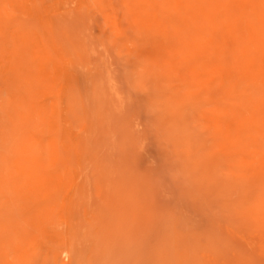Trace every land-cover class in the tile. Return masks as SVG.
I'll return each mask as SVG.
<instances>
[{
  "label": "rangeland",
  "instance_id": "374dc122",
  "mask_svg": "<svg viewBox=\"0 0 264 264\" xmlns=\"http://www.w3.org/2000/svg\"><path fill=\"white\" fill-rule=\"evenodd\" d=\"M139 1L0 0V264H264V0Z\"/></svg>",
  "mask_w": 264,
  "mask_h": 264
},
{
  "label": "bare ground",
  "instance_id": "6f19581e",
  "mask_svg": "<svg viewBox=\"0 0 264 264\" xmlns=\"http://www.w3.org/2000/svg\"><path fill=\"white\" fill-rule=\"evenodd\" d=\"M135 1H139V0H135ZM157 1H160V0H157ZM176 1H182V0H176ZM223 1H224V0H223ZM230 1H231V0H230ZM249 1H251V0H248V2H249ZM139 2H140V1H139ZM141 2H142V0H141ZM143 2H146V3H148V4L150 3V5H151V1H150V0H143ZM165 2H166V1H165ZM168 2H171V1H168ZM172 2H173L172 4H174V6H175V3H174L173 0H172ZM195 2H197V1H195ZM248 2H247V0H246V2H244L245 6H247L246 3H248ZM255 2H257V1H255ZM255 2L253 3V1H252V3H253L254 5H256ZM126 3H127V2H126ZM153 3H156V2L154 1ZM153 3H152V6H153L152 9H153V10H154V8L157 9V10H155L154 12L152 11L153 14H154L156 11H158V8H159L158 6L160 5L161 2H160V3L158 2L159 4H155V5H158V6H156V7H154V4H153ZM198 3H199V2H198ZM100 4H101V3H100ZM164 4H165V3H164ZM168 4H169V3H168ZM177 4H178V3H177ZM181 4H182V2H181ZM181 4H178V6H176L177 8H175V9H176L175 12H180V11H181L180 14H181V13L184 14V9H182L183 7H180ZM183 5H184V4H183ZM183 5H182V6H183ZM198 5H199V4H198ZM212 5H213V4H212ZM170 6H171V5H170ZM239 6H240V5H239ZM245 6H243V7H245ZM107 7H108V6H107ZM212 7H213V6H212ZM253 7L255 8L256 6H253ZM111 8H112V7H111ZM127 8H128V7H127ZM149 8H150V7H149ZM163 8H164V7H163ZM163 8H162V9H163ZM166 8L168 9L167 5H166ZM172 8H173V6H172ZM213 8H214V7H213ZM256 8H257V7H256ZM114 9H115V7H114ZM152 9H151V10H152ZM160 9H161V8H160ZM251 9H252V8H251ZM206 10H208V9H206ZM213 10H215V9H213ZM247 10L249 11L248 8H247ZM256 10H257V9H256ZM256 10H255V11H256ZM258 10H259V9H258ZM143 11H144V9H143ZM159 11H161V10H159ZM159 11L156 12V13L158 14ZM208 11H210V10H208ZM250 11H251V10H250ZM250 11H249V12H250ZM139 12H140V11H139ZM204 12H205V11H204ZM213 12H214V11H213ZM249 12H247V13L245 14L246 17H248V16L252 13V11H251L250 14H249ZM142 13H144V12H142ZM156 13H155V15H156ZM160 13H162V12H160ZM243 13H244V12H243ZM243 13H242V14H243ZM153 14H152V15H153ZM163 14H164V13H163ZM182 14H181V15H182ZM196 14H197V13H196ZM242 14H241V16H242ZM133 15H134V16H133V24H135V23H137V21H136L137 19H136V18L138 17L137 10L134 9ZM143 15H144V14H143ZM165 15H166V14H165ZM172 15H173V14H172ZM214 15H216V14L214 13ZM247 15H248V16H247ZM251 15H252L251 18L253 17V18H255V20H256V17H255V16H256V12H255V13H252ZM253 15H255V16H253ZM153 16H154V15H153ZM159 16H161V15H159ZM159 16L157 15V17H159ZM166 16H168V15H166ZM174 16H175V15H174ZM174 16L171 17V15H170V17H171L172 19H173ZM205 16H207V15H205ZM219 16H220V15H219ZM233 16H234V15H233ZM203 17H204V16H203ZM217 17H218V16H217ZM246 17H244V18H246ZM249 17H250V16H249ZM249 17H248V18H249ZM102 18H103V17H102ZM154 18H156V17H154ZM159 18H161V17H159ZM159 18H156L155 20H157V21H158V20H163V19H159ZM167 18H169V17H167ZM171 18H169V19H171ZM205 18H206V17H205ZM205 18H204V19H205ZM229 18H230V17H229ZM241 18H242V17H241ZM251 18H250V20H251ZM172 19H171V20H172ZM207 19H208V18H207ZM213 19H214V18H213ZM227 19H228V18H227ZM165 20H166V18H165ZM243 20H245V19H243ZM250 20H249V21H250ZM176 21H177V20H176ZM176 21H175V22H176ZM209 21H210V20H209ZM218 21H219V20H218ZM253 21H254V19L251 20V22H253ZM260 21H261V20H260ZM263 21H264V20H263ZM164 22H165V21H164ZM168 22H169V21H168ZM170 22H171V21H170ZM170 22H169L170 25H171L172 23H175V22H174V19H173V21H172L171 23H170ZM211 22H212V21H211ZM224 22H225V20H224ZM226 22H227V21H226ZM229 22H230V21H229ZM235 22H238V21H235ZM243 22H244V21H243ZM157 23H158V22H157ZM180 23H181V22H180ZM244 23H248V21L246 20V22H244ZM152 24H153V22H152ZM166 24H167V23H166ZM169 24H168V25H169ZM176 24H178V23H176ZM176 24H175V25H176ZM192 24H193V22H192ZM234 24H235V23H234ZM249 24H250V23H249ZM172 25H173V24H172ZM179 25H180V24H179ZM208 25H210V24H208ZM235 25H236V24H235ZM253 25H255V21H254ZM133 26H134V25H133ZM185 26H186V25H185ZM190 26H191V25H190ZM134 27H135V26H134ZM192 27H194V26L192 25ZM232 27H233V26H232ZM232 27H231V28H232ZM167 28H168V27H167ZM169 28H170V27H169ZM233 28H234V27H233ZM167 30L171 31L170 29H167ZM167 30H166V31H167ZM234 30H235V29H234ZM161 31H162V30H161ZM217 31L219 32V30H217ZM223 32H224V30H223ZM229 33H230V32H229ZM229 33L227 34V37L230 36ZM231 34H233V32H231ZM165 35H166V34H165ZM233 35H234V34H233ZM233 35H231L232 38L234 37ZM155 36H156V35H155ZM164 37H165V36H164ZM169 37H170V36H169ZM197 37H198V36H197ZM155 38H156V37H155ZM151 39H152V38H151ZM182 39H183V38H182ZM202 39H203V37H202ZM142 40H143V39H142ZM142 40H141V41H142ZM163 40H165V38H164ZM166 40H168V39H166ZM166 40H165V41H166ZM203 40H204V39H203ZM139 41H140V40H139ZM165 41H164V42H165ZM218 41H219V40H218ZM137 42H138V41H137ZM142 42H143V41H142ZM145 42H146V41H145ZM195 42H196V41H195ZM179 43H180V42H179ZM186 43H188V42H186ZM193 43H194V42H193ZM183 44H184V43H183ZM189 44H190V43H189ZM220 44H221V47H222L225 51H227V53H230V54H227V56H229V55H231V53L233 52V51H232V48H233L234 44H236V43H233L231 37H229L228 39L226 38V41H225V42L221 41ZM263 44H264V43H263ZM165 45H166V44H165ZM199 45H200V44H199ZM145 46H146V45H145ZM202 46H203V45H202ZM202 46H201V47H202ZM236 46H237V45H236ZM243 46H244V45H243ZM248 46H249V45H248ZM261 46L264 47L263 45H261ZM146 47H148V45H147ZM180 47H181V46H180ZM204 47H205V46H204ZM221 47H220V48H221ZM185 48H186V47H185ZM192 48H193V47H192ZM235 48H237V47H235ZM256 48H259V47H256ZM145 49H146V48H145ZM187 49H188V48H187ZM199 49H200V48H199ZM211 49H212V48H211ZM217 49H219V48H216V50H217ZM253 49H254V48H253ZM260 49H261V48L257 49V51H255L256 49H254L255 54L258 53V52L260 51ZM47 50H48V49H47ZM147 50H148V49H147ZM157 50H158V49H157ZM258 50H259V51H258ZM154 51H155V50H154ZM154 51H153V52H154ZM173 51H175V50H173ZM186 51H187V50H186ZM246 51H247V50H246ZM248 51H249V49H248ZM251 51H252V48H251ZM157 52H158V55H159V56H160V54H162V53L159 52V51H157ZM223 52H224V51H223ZM263 52H264L263 50H262V52H260V53L262 54V56H263ZM149 53H150V52H149ZM151 53H152V52H151ZM151 53H150V54H151ZM250 53H251V52H250ZM164 54H165V53H164ZM209 54H210V53H209ZM156 55H157V53H156ZM201 55H202V54H201ZM205 55H206V56H203V57H205V59L202 57V58H203V59H202L203 61H206V59H207L208 56H209L208 54H205ZM207 55H208V56H207ZM224 55H225V54H224ZM256 55H257V54H256ZM165 56H166V55H165ZM210 56H211V55H210ZM220 56H221V55H220ZM160 57H164V56L162 55V56H160ZM200 57H201V56H199V58H200ZM217 57H218V56H217ZM167 58H168V57H166V59H167ZM172 58H173V57H172ZM199 58H198V57H195V60L193 59V60H189V61H188V59H187V61H188L187 63H188V65L190 64L189 66L191 67L190 69H188V72H189V70H190L191 75H188V76H187V74H186V77H185V75H183V77H184V79H185L184 81H186V78L188 79L189 77H190L189 79H191V80H193V81H196V80L198 79L199 82H197V83L194 82V83H195L196 85H197L198 83H200L202 87H200V86H199L200 84H199L198 87L196 86L197 88H199V89H197V90L200 91L201 89H203V91H204L206 94H208V93H211L210 91H211L213 85L211 84L212 81H210V80L207 81V80H205L206 78L203 80V78H204L203 76L206 75V74L204 73L205 70L203 69V67H206L207 64H205V65L203 66V65H202V62H203V61H202V60H201L202 62H200V64H199L198 62H196L197 59H198V61H200ZM212 58H214V57H212ZM212 58L210 59V57H209L207 60H212ZM222 58H223V57H221V59H222ZM224 58H225V57H224ZM226 58H228V57H226ZM48 59H49V57H48ZM218 59H219V57H218L216 60L219 61V63H221V62H220L221 59H220V60H218ZM256 59H257V57H256ZM169 60H171V58H170ZM214 60H215V58H214ZM216 60H215V61H216ZM224 60H225V59H222V61H224ZM254 60H255V58H254ZM254 60H252V62H253ZM217 61H216V62H217ZM227 61H228V60H227ZM147 62H149V61H147ZM177 62H178V59H177ZM177 62H175V60H174V63H177ZM195 62H196L197 65H198V64H199V65L197 66V65L195 64ZM178 63H179V62H178ZM181 63L183 64L182 61H180V64H181ZM242 63H243V62H242ZM171 64H172V62H171V63L168 62V66H169V67H171ZM180 64H178V65L180 66ZM184 64H185V62H184ZM221 64H222V63H221ZM176 65H177V64H176ZM178 65H177V66H178ZM188 65H187V66H188ZM208 65H209V64H208ZM236 65H237V64H236ZM236 65H235V67H236ZM250 65H251V63H250ZM252 65H253V63H252ZM153 66H154V65H153ZM168 66H167V67H168ZM182 66H183V65H182ZM182 66H181V67H182ZM196 66H197V68H196L195 70L199 69V71H200L201 74L203 75V76H201V77H202V80L200 79V75H198V73H199L198 70H197L196 72L193 70ZM238 66H239V65H238ZM241 67H243V66H241ZM163 68H164V67H163ZM165 68H166V67H165ZM184 68H186V67L184 66ZM223 68H224V67H223ZM160 69H161V68H160ZM191 69H192V70H191ZM206 69H207V68H206ZM208 69H209V68H208ZM227 69H228V68H227ZM151 70H152V69H151ZM170 70H171V69L169 68V71H170ZM203 70H204V71H203ZM209 70H210V69H209ZM192 71H194V72H192ZM180 72H181L182 74H184L185 72L187 73V71H185V69H184L183 71L181 70ZM190 72H189L188 74H190ZM197 72H198V73H197ZM259 72H260V71H259ZM165 73H166V72H165ZM193 73H194V74L197 73L196 78H195V76H194ZM182 74H181V75H182ZM192 74H193V75H192ZM199 74H200V73H199ZM209 74H210V73H209ZM216 74H217V73H216ZM152 76H153V75H152ZM210 76H211V74H210ZM153 77H154V76H153ZM179 77H180V76H179ZM206 77H207V76H206ZM194 78H195V79H194ZM208 78H209V77H208ZM260 78H261V77H260ZM179 79H180V78H179ZM181 79H182V78H181ZM154 82H155V81H153V84H154ZM188 82H189V80H188ZM184 84H185V83H184ZM191 84H193V82H192ZM195 84H194V86H195ZM158 85H159V84H158ZM187 85H188V84H187ZM154 86H155V85H154ZM156 86H157V84H156ZM160 86H161V85H160ZM185 86H186V85H185ZM189 86H190V84H189ZM192 86H193V85H192ZM183 87H184V86H183ZM220 87H221V86H220ZM223 87H224V86H223ZM200 88H201V89H200ZM213 88H215V86H214ZM155 89H156V88H155ZM170 89H171V88H170ZM170 89H168V91H169ZM189 89H191V92H192L193 87H190ZM189 89H188V90H189ZM215 89H216V88H215ZM186 90H187V89H186ZM218 90H219V89H218ZM159 91H160V90H159ZM168 91L166 90V92H168ZM177 91H178V90H176V91H174V92L176 93ZM198 91H197V92H198ZM213 91H214V94H215V90H214V89H213ZM213 91H212V92H213ZM216 91H217V90H216ZM223 91H224V90H222V92H223ZM229 91H230V90H229ZM229 91H228V94H229ZM145 92H146V90H145ZM162 92H164V91H162ZM147 93H149V92H147ZM155 93H156V91H155ZM155 93H154V94H155ZM157 93H158V91H157ZM157 93H156V94H157ZM175 93H174V95H175ZM231 93H232V92H231ZM152 94H153V92H152ZM154 94H153V95H154ZM168 94H169V95H173V92H172V93H169V92H168ZM177 94H178V93H177ZM198 94L200 95L199 92H198ZM198 94H196V92H195V88H194V92L189 93V95H187L186 97H187V99H189V100H192V99H193V101H194V100L196 99V97H197ZM214 94H213L212 96H214ZM219 94H220V93H219ZM142 95H143V94H142ZM157 95H158V94H157ZM199 95H198V96H199ZM226 95H227V94H226ZM232 95H235V94L232 93ZM232 95H231V97H232ZM162 96H163V95H162ZM200 96H201V95H200ZM212 96H211V98H212ZM224 96H225V95H224ZM224 96H223V97H224ZM168 97H169V96H168ZM171 97H173V96H171ZM223 97H221V98H223ZM227 97L229 98L228 95H227ZM236 97H237V96H236ZM218 98H219V97H218ZM225 98H226V97H225ZM213 99H214V98H213ZM213 99H212L211 101H213ZM216 99H217V98H216ZM216 99H214V100H216ZM189 100H188V101H189ZM220 100H221L220 98H219V100L217 99V101H218L219 104H220ZM172 101H173V100H172ZM186 101H187V100H186ZM188 101H187V102H188ZM193 101L188 102V105H189L191 102L193 103ZM204 101H205V100H203L202 102L206 104V102H204ZM222 101H223V100H222ZM224 101H225V100H224ZM224 101H223V103L225 104ZM156 102H157V101H156ZM159 102H160V101H159ZM162 102H164V101H162ZM187 102H185V103H187ZM194 102H196V101H194ZM197 102H200V103L202 104L201 101H197ZM226 102H227V100H226ZM150 103H151V102H150ZM166 103H167V102H166ZM213 103H214V102H213ZM221 103H222V102H221ZM157 104H158V103H157ZM159 104H160V103H159ZM163 104H165V103H163ZM182 104H183V103H182ZM196 104H198V103H195V105H196ZM227 104H228V103H227ZM229 104H230V103H229ZM166 105H167V104H166ZM179 105H180V103H179ZM186 105H187V104H186ZM186 105H184V104H183V106L181 105V106H180V107H181V108H180V111H182L183 107L186 106ZM192 105H193V104H191V106H192ZM202 105H203V104H202ZM231 105L234 106V104H231ZM189 106H190V105H189ZM189 106H188V108H187V106L185 107V109L187 108L188 111H189ZM191 106H190V107H191ZM197 106H198V105H197ZM176 107H177V106H176ZM192 107H193V106H192ZM192 107L190 108V110L192 109ZM159 108H160V106H159ZM239 108H240V107H239ZM175 109H177V108L174 107V109H172V110H175ZM178 109H179V106H178ZM185 109H183V110L185 111ZM194 109H195V108H194ZM213 110H214V109H213ZM158 111H159V110H158ZM175 111H178V115H182V114H183V113H182V114H179V113H180L179 110H175ZM175 111H173L172 113H175ZM184 111H183V112H184ZM197 111H198V109H197ZM185 112H186V111H185ZM185 112H184V113H185ZM190 112H191V111H189V114H190ZM194 112H195V111H194ZM200 112H202V111H200ZM155 113H156V112H155ZM198 114H199V113H198ZM170 115H171V117H173L172 115H174V114H169V115L166 116V117H168V118L170 119V117H169ZM203 115H204V114H203ZM209 116H210V114H209ZM179 117H180V116H179ZM175 118H177L176 114H175ZM199 118H200V114H199ZM164 119H165V118H164ZM166 119H167V118H166ZM171 119H172V118H171ZM162 121H163V120H162ZM164 121H166L165 123H167L168 119H167V120H164ZM170 121H171V120H170ZM175 121H176V120H175ZM207 121H208V120H207ZM210 121H211V120H210ZM187 122H189V121H187ZM187 122H186V123H187ZM171 123H172V122H171ZM174 123L176 124L177 122H174ZM174 123H173L172 125L175 127V124H174ZM212 123H213V121H212ZM224 123H225V122H224ZM224 123H223V124H224ZM161 124H162V122H161ZM167 124H168V123H167ZM184 124H185V123H184ZM208 124H209V123H207V125H208ZM213 124H214V123H213ZM217 124H218V123H217ZM223 124H222V125H223ZM177 125H178V124H177ZM185 125H186V124H185ZM187 125H190V124L187 123ZM187 125H186V126H187ZM168 126H170V125H168ZM173 126H172V127H173ZM219 126H220V124H219ZM165 127H167V125H166ZM174 127H173L172 129H174ZM178 127H179V126H178ZM178 127H177V128H178ZM184 127H185V126H184ZM187 127H188V126H187ZM190 127H191V126H190ZM192 127H193V126H192ZM188 128H189V127H188ZM223 128H224V126H223ZM259 128H260V127H259ZM167 129H168V128H167ZM169 130H170V129H169ZM178 130H179V129H178ZM221 130H222V129H221ZM182 131H183V130H182ZM182 131L179 130L180 134H181ZM195 131H196V130H195ZM218 131H220V130H218ZM167 132H168V131H167ZM170 132H171V130H170ZM183 132H184V131H183ZM183 132H182V133H183ZM192 132H193V131H192ZM238 132H239V131H238ZM238 132H237V134H238ZM190 133H191V132H190ZM221 133H222V132H221ZM175 134H178V133H175ZM184 134H187V132H186V133L184 132ZM191 134H192V136L194 135V133H191ZM191 134H188V135L190 136ZM239 134H240V133H239ZM182 135H183V134H182ZM182 135H181V136H182ZM218 135H219V134H218ZM220 135H221V134H220ZM222 135L225 136V134H222ZM226 135H227V134H226ZM173 136H174V134H173ZM176 136H178V135H176ZM238 136H239V135H237V138H238V139H237V138H236V139L234 138V139L236 140V144H237V141H239V140H241L242 138H244V137L241 138L240 136H239V137H238ZM183 137H184V139H185L186 141L182 138V139L185 141V142H184V141L182 142V140H181L180 137H179V138H177V139H179L178 144L181 143V142H182V144H183V143H186V142H188V143H191V142H192V140H191L190 138H193V137H188L189 140H187L188 138H187V139L185 138V137H187V135H185V136H183ZM225 137H226V136H225ZM225 137H224V139H225ZM230 138H231V137H230ZM220 139H222V140L225 142V144H224V148H223V149H222V148L220 149V146L222 147L223 144L220 145L221 143H219V149L222 151L221 154H223L225 151L229 152L228 149L226 150L227 147L225 148V145H226V143L228 142L227 139L229 140V138H227L226 140H224L223 138H220ZM220 139H219V141H220ZM195 140H196V138H195ZM195 140L193 139V142L191 143L192 145H194ZM180 141H181V142H180ZM189 141H190V142H189ZM217 141H218V140H217ZM226 141H227V142H226ZM229 141H230V140H229ZM231 141H232V139H231ZM233 141H234V140H233ZM233 141H232V142H233ZM242 141H243V140H242ZM207 142H208V141H207ZM212 142H213V141H212ZM232 142H230V143L232 144ZM203 143H204V142H203ZM233 143H235V142H233ZM238 143H240V142H238ZM178 144H176V145H178ZM227 144H228V146L231 145V144H229V143H227ZM180 145H181V144H180ZM184 145H186V144H184ZM184 145H183V146H184ZM192 145L189 146V144H188L189 147H188L187 145L185 146V147H187V149H189V148L191 147V148H190L191 153H192V151H193V150H192V149H193V146H192ZM195 145H196V142H195ZM201 145H202V144H199V147H200ZM197 146H198V145H197ZM205 146H206V145H205ZM185 147H183V150H182V151H184V149L186 150ZM199 147H198V149H199ZM202 147H203V146H202ZM200 148H201V147H200ZM181 149H182V148H181ZM195 149H196V148H195ZM195 149H194V150H195ZM219 149H217V150H219ZM224 150H225V151H224ZM182 151H181L180 153H179V151H178V152L176 151L177 153H176V152H174V153H175L176 156H177V155L181 154ZM188 151H189V150H188ZM188 151L186 150V152H188ZM215 151H216V149H215ZM215 151L212 152L213 154L210 155V156L213 155L212 158H214L215 155H217V154L220 153V152L217 153V151H216V152H215ZM223 151H224V152H223ZM5 152H6V151H5ZM33 152H34V151H33ZM184 152H185V151H184ZM227 152H226V153H227ZM178 153H179V154H178ZM191 153H190V154H191ZM193 153H194V151H193ZM193 153H192L191 155H193ZM214 153H215V154H214ZM216 153H217V154H216ZM229 153H230V152H229ZM182 154H183V153H182ZM182 154H181V156H182ZM190 154H189V155H190ZM194 154H195V153H194ZM197 154H198V153H197ZM224 154H225V153H224ZM230 154H231V153H230ZM169 155H170V154H169ZM171 155H172V154H171ZM191 155H190V156H191ZM225 155H226V154H225ZM228 155H229V154H228ZM174 156H175V155H174ZM176 156L174 157V159L176 158ZM181 156H180V157H181ZM187 156H188V155L186 154V157H187ZM193 156H194V155H193ZM193 156H192V157H193ZM210 156H209L208 160L211 159ZM226 156H227V155H226ZM177 157H178V156H177ZM215 159H216V162H219V161H217V159H218L217 156H216V158H214V161H213V159H211L212 162L215 163ZM208 160H207V161H208ZM218 160H219V159H218ZM240 161H241V160H240ZM207 163H208V162H207ZM214 163H212V165H213ZM210 164H211V162H209V165L206 164V166H205V168L207 167V169H205L206 172L209 171V173H210V170H211V172H213V170H215L216 167H217V166H215V167H214L215 169H214L213 166H211ZM216 164H217V163H215V165H216ZM207 165H208V166H207ZM229 165H230V164H229ZM229 165H227V166H229ZM179 166H180V165H179ZM209 166H210V167H209ZM219 166H221V165H219ZM208 167L211 168V169L208 170ZM194 168H195V167H194ZM212 168H213V170H212ZM6 170H8V169H6ZM206 172H204L205 175H206ZM3 173H4V172H3ZM209 173H208V174H209ZM183 174H184V173H183ZM185 175H186V174H185ZM185 175H184V176H185ZM205 175L203 176V178L205 177ZM188 176H189V175H187V177H188ZM208 176H210V180L208 179ZM185 177H186V176H185ZM203 178H201V180H200L201 182H202L203 180H204V181L206 180V179H203ZM186 179L188 180V178H186ZM211 180H212V179H211V173H210V175H207V181L211 182ZM213 180H218V179H215V178H214ZM213 180H212V181H213ZM207 183H208V182H207ZM207 183L205 182V184H204V182H202L203 185H206ZM200 184H201V183H200ZM202 184H201V185H202ZM207 185H208V184H207ZM2 191H4V190H2ZM5 194H6V192H5ZM6 195H7V194H6ZM13 211H14V210H13ZM5 216H6V215H5ZM15 218H16V217H15ZM17 220H18V219H17ZM13 239H15V238L13 237ZM13 241H14V240H13Z\"/></svg>",
  "mask_w": 264,
  "mask_h": 264
}]
</instances>
